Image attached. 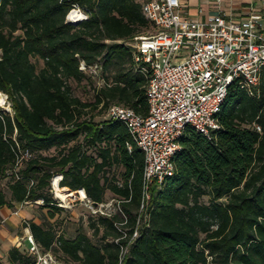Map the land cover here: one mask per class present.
Wrapping results in <instances>:
<instances>
[{"label":"trees","instance_id":"1","mask_svg":"<svg viewBox=\"0 0 264 264\" xmlns=\"http://www.w3.org/2000/svg\"><path fill=\"white\" fill-rule=\"evenodd\" d=\"M71 2L88 18L66 21ZM142 2L0 0V91L13 107V114L0 108V206L43 198L42 206L59 209L50 181L60 173V186L79 189L95 203L110 191L120 208L91 216L93 236L81 229L56 238L52 225L30 222L37 243L68 261L264 264V68L255 94L237 81L229 86L220 128L209 137L192 127L183 132L174 173L150 185L142 214V150L124 123L89 115L113 102L148 113L150 71L135 61L129 44L153 28ZM81 60L101 65L103 83L93 101L72 86L94 77L79 68ZM18 146L29 147L31 156L16 165ZM51 148L57 153L47 154ZM115 165L123 167L120 178L110 174ZM139 215L138 235L130 241ZM33 260L28 248L13 246L8 263L0 258V264Z\"/></svg>","mask_w":264,"mask_h":264},{"label":"built area","instance_id":"2","mask_svg":"<svg viewBox=\"0 0 264 264\" xmlns=\"http://www.w3.org/2000/svg\"><path fill=\"white\" fill-rule=\"evenodd\" d=\"M182 2L143 0L142 12L154 31L136 35L129 41L135 61L145 64L150 71L146 90L148 113L142 115L117 102L111 103L106 111V118L125 124L144 154V196L140 214L150 196V185L153 182L159 185L174 173V157L181 148L179 138L183 132L192 127L209 137L220 128L218 114L229 86L237 81L255 94L264 68V30L259 27L261 12L235 20L218 11L206 20H192L183 14ZM70 5L66 21L78 23L88 18L89 12L78 3ZM79 68L93 75L101 71L99 63L88 65L83 60ZM255 127L261 130L260 124L255 123ZM127 147L131 150L132 143L127 142ZM16 152V165L31 156L29 147L18 146ZM61 179L62 175L57 173L50 181L56 205L69 208L77 200L95 215H111L120 210L118 205L116 210L107 211V201L95 203L79 189L71 190L73 195L62 199L56 194ZM33 182L31 180V184ZM27 204L42 205L44 199L20 202V206ZM19 209L13 213L19 215ZM22 222L25 230L22 238L29 242L28 253L34 258L31 264H73L60 259L52 249H43L35 240L27 219L23 218ZM139 222L140 215L130 241L138 235Z\"/></svg>","mask_w":264,"mask_h":264},{"label":"crops","instance_id":"3","mask_svg":"<svg viewBox=\"0 0 264 264\" xmlns=\"http://www.w3.org/2000/svg\"><path fill=\"white\" fill-rule=\"evenodd\" d=\"M182 6L183 14L192 20H206L210 14L218 11H221L226 18L235 20L244 19L252 12H261L262 17L259 20V27L264 30V0H183ZM63 187L66 188H60L64 192L70 189L67 186ZM33 206L38 210H34ZM18 207H20L19 215H15L13 210ZM69 209L65 207L53 209L50 206L36 204L20 206V202L12 207L0 206V216L2 217L0 220V257H3L1 260H6L5 263H8V250L13 246L28 248L26 245L28 241L22 238L25 235L23 222L21 231L17 229L23 218L27 219L29 223L34 221L52 225L56 230V238L60 236L73 237L74 235L65 233L64 230L67 221L66 212H71ZM56 254L60 259L74 264L73 261H68L61 252Z\"/></svg>","mask_w":264,"mask_h":264},{"label":"rangeland","instance_id":"4","mask_svg":"<svg viewBox=\"0 0 264 264\" xmlns=\"http://www.w3.org/2000/svg\"><path fill=\"white\" fill-rule=\"evenodd\" d=\"M154 30L151 27L145 28L141 31L140 34H150ZM42 62L40 61L39 64ZM103 83V77L102 73H98L97 75H94L93 79L91 80H83L82 82H75L72 81V86L74 88V92L76 95L80 96L85 101H93L94 100V93H95V87L99 86ZM4 95V101L3 103H0V108H3L7 111H9L11 114H13V107L12 102L8 95L5 92L0 91ZM89 115H93L94 119L99 121L104 118H106V109L104 108H97L93 111L89 112ZM89 152L95 153V149L92 147L86 146ZM57 150L54 148H51L49 151H47V154H56ZM123 170V167L120 165H115L111 168L110 174L115 175L117 178H120L121 172ZM112 193L110 191H107L106 193V204L105 209L107 211L110 210H116L118 208V202L116 199H113ZM34 210H38L35 206ZM71 212H66L67 221L65 224V233H68L70 235H75V233L78 230H84L86 233H88L90 236H93V228L90 227V221L91 216H94L95 214L91 213L90 210L82 204L80 201H75L74 204L72 203V206L69 207ZM2 217L0 216V220ZM21 225L22 221L19 223V228L21 231ZM26 245L29 246V243L26 242ZM5 257V256H4ZM3 259V257H0ZM3 262H6V260H3ZM74 264H77L74 262Z\"/></svg>","mask_w":264,"mask_h":264},{"label":"bare ground","instance_id":"5","mask_svg":"<svg viewBox=\"0 0 264 264\" xmlns=\"http://www.w3.org/2000/svg\"><path fill=\"white\" fill-rule=\"evenodd\" d=\"M82 17L83 16H78V18H82ZM3 102H5L4 101V95L0 92V103H3ZM56 194H57V196L61 197L62 199H66L68 196L73 195V193L71 192L70 189H68V191L64 192V190H62L60 187L56 188Z\"/></svg>","mask_w":264,"mask_h":264}]
</instances>
